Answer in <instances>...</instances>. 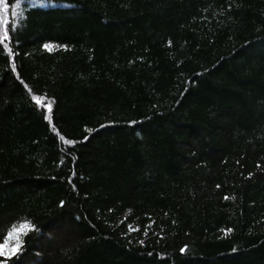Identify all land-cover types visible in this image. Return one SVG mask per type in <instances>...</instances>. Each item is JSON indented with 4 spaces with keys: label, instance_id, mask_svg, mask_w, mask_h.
Here are the masks:
<instances>
[{
    "label": "trees",
    "instance_id": "1",
    "mask_svg": "<svg viewBox=\"0 0 264 264\" xmlns=\"http://www.w3.org/2000/svg\"><path fill=\"white\" fill-rule=\"evenodd\" d=\"M8 3L0 264H264V0Z\"/></svg>",
    "mask_w": 264,
    "mask_h": 264
},
{
    "label": "snow or ice",
    "instance_id": "2",
    "mask_svg": "<svg viewBox=\"0 0 264 264\" xmlns=\"http://www.w3.org/2000/svg\"><path fill=\"white\" fill-rule=\"evenodd\" d=\"M12 7L19 9L21 7V0H16L15 5ZM9 10L10 5L8 3V0H0V44L3 45L4 49H8L9 53H11V49L9 48V45L5 43L10 37H9ZM12 15H16L15 12L12 13ZM12 30H15L16 26L15 24H12ZM44 47L46 49H50L51 46L48 44H45ZM32 99L36 102L37 105L41 104V98L33 95ZM44 107L48 108L49 111H51V105L45 104ZM45 119H48V117H45ZM63 139V137H61ZM67 144H72L73 141L67 140L65 141ZM251 175V174H249ZM219 187V186H218ZM224 199H228V197H224ZM61 204H63V201H61ZM129 230H138L133 229L131 225H129ZM37 231L35 228V225L31 224V222L27 221V219H24L20 222V226L17 227L15 224L12 225L8 230L7 234L3 237H0V257L5 258V262L7 260H10L11 257L17 256L18 253L23 252L24 249V240L22 239L23 236L27 235L28 232H34ZM225 233L231 232L232 229H224ZM187 245L182 247L180 249V252L183 253L186 249Z\"/></svg>",
    "mask_w": 264,
    "mask_h": 264
}]
</instances>
